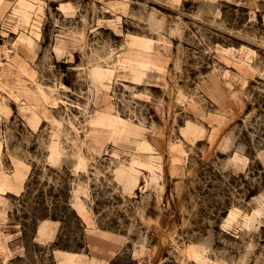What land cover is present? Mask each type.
Returning <instances> with one entry per match:
<instances>
[{
  "label": "rangeland",
  "instance_id": "rangeland-1",
  "mask_svg": "<svg viewBox=\"0 0 264 264\" xmlns=\"http://www.w3.org/2000/svg\"><path fill=\"white\" fill-rule=\"evenodd\" d=\"M0 15V264H264V0Z\"/></svg>",
  "mask_w": 264,
  "mask_h": 264
},
{
  "label": "trees",
  "instance_id": "trees-1",
  "mask_svg": "<svg viewBox=\"0 0 264 264\" xmlns=\"http://www.w3.org/2000/svg\"><path fill=\"white\" fill-rule=\"evenodd\" d=\"M62 208H63V211L66 213L67 212L66 210L71 209V204L69 203V204L63 206ZM44 210L47 211L48 208L44 209ZM57 210H58V208L55 207L53 212H51V213L44 212V213L41 214V216H43L44 218L45 217L46 218H51V219H53L55 221L59 220L60 218H59V215L57 214L58 213ZM32 225H33V230H34V233H35L37 231V229H38L37 216H34L33 221H32Z\"/></svg>",
  "mask_w": 264,
  "mask_h": 264
},
{
  "label": "built area",
  "instance_id": "built-area-1",
  "mask_svg": "<svg viewBox=\"0 0 264 264\" xmlns=\"http://www.w3.org/2000/svg\"><path fill=\"white\" fill-rule=\"evenodd\" d=\"M5 19L9 20L8 17H3L2 15H0V30L7 28L8 22Z\"/></svg>",
  "mask_w": 264,
  "mask_h": 264
}]
</instances>
